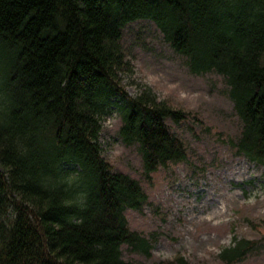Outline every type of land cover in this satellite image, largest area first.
I'll use <instances>...</instances> for the list:
<instances>
[{
	"label": "trees",
	"instance_id": "obj_1",
	"mask_svg": "<svg viewBox=\"0 0 264 264\" xmlns=\"http://www.w3.org/2000/svg\"><path fill=\"white\" fill-rule=\"evenodd\" d=\"M139 19L191 72L224 76L243 123L226 141L264 165V0H0V264H136L125 244L151 254L157 235L127 216L149 194L104 158L102 117L117 104L122 140L138 145L151 181L189 157L167 119L203 120L150 88L128 91L124 28ZM254 243L219 256L240 262ZM167 264L191 262L177 254Z\"/></svg>",
	"mask_w": 264,
	"mask_h": 264
},
{
	"label": "rangeland",
	"instance_id": "obj_2",
	"mask_svg": "<svg viewBox=\"0 0 264 264\" xmlns=\"http://www.w3.org/2000/svg\"><path fill=\"white\" fill-rule=\"evenodd\" d=\"M124 50L135 65L124 82L132 95L150 88L161 100L190 110L195 117L175 123V134L187 144L189 157L146 177L137 144L127 145L120 135L117 104L102 117L100 144L104 158L118 171L139 179L149 194L141 210L128 209L129 224L157 240L147 255L122 246V255L136 264H167L177 254L191 264H264V165L239 155L226 141L237 138L242 120L223 75L196 74L186 58L165 41L158 26L139 19L124 28ZM70 170L78 168L69 163ZM242 238L254 240L240 262L227 263L219 254Z\"/></svg>",
	"mask_w": 264,
	"mask_h": 264
}]
</instances>
